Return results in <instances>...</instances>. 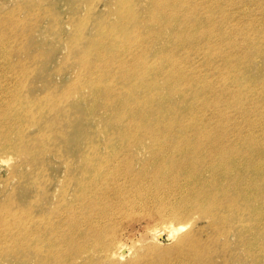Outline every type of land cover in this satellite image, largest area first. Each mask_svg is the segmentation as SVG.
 Masks as SVG:
<instances>
[{"label": "rangeland", "instance_id": "rangeland-1", "mask_svg": "<svg viewBox=\"0 0 264 264\" xmlns=\"http://www.w3.org/2000/svg\"><path fill=\"white\" fill-rule=\"evenodd\" d=\"M154 1L0 0V40L5 42L0 47V122L4 121L0 124V264H60L53 258L69 264L79 248L83 251L75 264H125L138 254L144 258L137 264H165L166 250L175 243L168 233L157 238L160 244L151 253L143 249L153 243L152 230L161 223L149 192L139 197L120 193L119 202L123 199L128 205L123 206L122 219L116 216L120 235L115 240L120 238L132 251L106 257L109 237L97 235L100 230L93 231L90 222L104 225L116 211L105 217L101 190L83 195L81 185L87 178L105 185L114 168L131 159L116 149L121 141L108 142L112 138L107 126L123 132L113 117L123 109L134 118L129 124L133 129L142 125L131 105L139 81L156 84L157 91L148 96L156 99L149 107L158 111L164 107L158 95L176 101L181 90L190 92L187 85L169 87L178 80L168 79L173 72L170 60L179 62L177 72L203 88L243 93L248 84L239 85L236 79L241 78L255 81L249 84L254 92L263 89L264 55L258 49L264 50V0H174L175 7L172 0H160L157 7ZM166 24L173 28L163 29ZM178 27L183 28L180 38ZM208 32L216 37L209 38ZM126 46L129 57L123 53ZM237 49L245 53L234 56L231 52ZM172 52L175 56H169ZM139 55L136 69L147 74L133 76L132 58ZM157 72L161 74L155 76ZM94 85L117 90L112 107H105V98L93 102ZM231 100L228 114L234 119L237 106L246 108L252 102L243 95ZM256 107L263 111L264 104ZM209 112L204 114L210 119ZM171 115L164 112L162 118ZM154 116L146 119L147 130L156 123ZM149 145L148 138L133 141L129 153L134 173L147 159L144 147ZM148 169L150 173L152 168ZM146 181L151 182L150 176ZM219 216L216 224L210 216L195 213L182 222L186 226L175 232L176 237L191 233L205 255L199 264H264V258L256 261V249L250 251L238 242L240 227L232 213L221 211ZM67 241L71 243L64 246ZM258 246L264 247V240Z\"/></svg>", "mask_w": 264, "mask_h": 264}, {"label": "bare ground", "instance_id": "bare-ground-1", "mask_svg": "<svg viewBox=\"0 0 264 264\" xmlns=\"http://www.w3.org/2000/svg\"><path fill=\"white\" fill-rule=\"evenodd\" d=\"M159 1H154L156 7ZM173 3L174 0H172V6L175 7ZM181 6L182 4L179 3V7ZM191 12H196V8H192ZM165 17L167 18L166 14ZM127 22L123 23V26ZM119 23L116 24L117 27H119ZM261 25L264 28V21ZM169 26L173 28L170 24H166L163 29ZM182 33L183 28L178 27L176 29L177 37L180 38ZM158 34L159 31L153 33L156 37ZM215 37L216 34L211 32L209 38ZM4 44V39H1L0 47H3L1 45ZM123 50L124 55L129 57L130 49L126 46L123 47ZM258 51L264 55L262 48H259ZM242 52L245 53V50L237 49L231 53L236 56ZM169 56H175V54L172 52ZM226 57L231 58L227 55ZM170 62V66H173V72L168 75V79L173 76L177 77L178 80H173L169 87L174 88L180 84L187 85L190 92L181 90L179 92L181 96L176 101L170 100L165 95H158L157 99L164 104L163 109L158 111L152 106L149 107L150 101L156 100L148 96L153 91H157L154 82H147L143 79L133 88L132 98L134 102L131 105L135 108L132 111L138 112V117L143 120L141 122L143 127L140 128L141 125L139 128L133 129V126L129 124L134 118L126 109H123L117 116L116 114L113 116L114 122L117 124L115 126L122 128L123 132H116L107 126L108 135H111L112 138L108 142L121 141V145L116 149L124 154V158L130 157L132 159L129 151L132 150L133 141L141 142L148 138L150 145L144 147L148 152V157L140 164L137 173L132 171L131 159H125L124 164L114 168L112 180H107L103 186L95 184V181L89 178L86 179L87 183L81 185V193L92 195L100 193L101 190L99 199L106 202L103 215L107 217L116 211L114 212L115 218L111 219V215L108 216L104 225L91 220L90 226L93 231L95 227H97V231L100 230L97 235L102 234L103 238L109 237V242L104 247L109 251L106 257H111L113 254L121 256L130 254L132 247L129 246L127 249L120 238L115 240L120 235V222H117L116 218L122 219L121 217L125 216L126 209L123 206L128 205L125 204V200L121 199V206L119 202L120 193H130L133 195L132 197H139L146 195L147 191L152 197L150 201L158 205L156 208L160 218L159 222H161L156 229L152 230L150 240L153 243L147 244L143 248L148 249L147 253H151V250L160 244L157 242V238L161 234L168 233L169 239L174 240L175 243L166 250V257H168L165 259V264H199L205 255L202 249L193 242L191 233H184L180 235V238H177L175 232L182 230L186 226L182 222L195 213L201 217L210 216L217 224L221 219L219 212L227 211L232 213L234 221L240 227L238 242L250 251L256 249V261L259 263L264 258V247L258 246L260 240H264V109L262 111L256 106L264 104V83H262L263 89L261 91L254 92L251 89L253 86H249V84H255V81L252 83L238 78L236 82L239 85L248 84L246 91L243 93L235 91L229 94L227 88L224 87L219 89L217 87L211 88L209 85L210 88L206 85V88L198 86L189 77L177 72V66L180 67L177 60L172 59ZM131 63L133 64L131 68L134 70L133 76L147 74L146 71L139 72L136 69V65L141 63V55L133 57ZM241 66L245 69L246 63L241 64ZM158 74L161 73L157 72L155 76ZM220 79L223 82L224 76L222 74ZM144 89L145 91L137 97V92ZM93 92V102H96L98 98H105V107L107 108L113 105L114 101L111 99L115 97L112 94L115 93L116 97L119 94L117 90L101 85H94ZM209 93L212 95L211 98L208 97ZM225 93L227 94L226 97L224 96ZM259 94L262 95L261 99H259ZM241 95L245 96L247 100L252 99V102L248 103L246 108L237 106L238 118L234 119L228 114L229 105L231 106L232 103L230 97L238 99ZM208 100L210 102L206 103ZM220 103L223 105H219ZM252 107L253 109L249 112ZM208 110L210 111V119L204 114ZM155 111L157 113H154ZM164 112H170L172 117L163 119L162 114ZM158 113H161V118H159ZM153 114H155L154 117L157 118V121L152 129L147 130L145 125L148 122L146 119L151 118ZM3 123L4 121L0 122V124ZM229 129H231L232 134ZM95 144V142L92 143L93 146ZM149 167L152 168L150 173ZM148 176L151 180L149 184H153L152 186L146 184ZM118 181L122 182L116 185L117 189L114 190L113 185ZM159 183L160 188L157 189ZM132 201L131 199L129 204ZM165 202H167L166 205ZM71 217L72 215H70ZM75 219L73 217L72 221ZM156 220L158 221V219ZM174 221H179L181 224L176 225ZM116 222L117 224H115ZM70 243L71 241H67L64 246ZM36 251L38 252L34 253L39 254V249ZM80 251L83 249L79 248L75 254L73 252L69 264H75L77 258L81 256ZM143 258V255L138 254L136 258L125 264H137ZM53 260L62 264L57 259L53 258ZM89 264L93 263L90 261Z\"/></svg>", "mask_w": 264, "mask_h": 264}]
</instances>
